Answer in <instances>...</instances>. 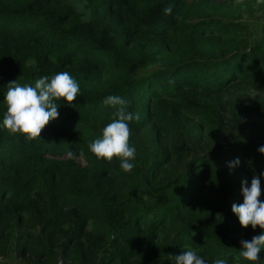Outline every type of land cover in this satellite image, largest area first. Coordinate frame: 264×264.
<instances>
[{"label": "trees", "instance_id": "obj_1", "mask_svg": "<svg viewBox=\"0 0 264 264\" xmlns=\"http://www.w3.org/2000/svg\"><path fill=\"white\" fill-rule=\"evenodd\" d=\"M257 1L86 0L83 23L67 0H0V264H173L187 248L248 264L240 242L261 230L231 208L264 172V23L250 36L234 14ZM60 71L76 101L40 138L10 135L8 83ZM109 95L140 116L130 173L87 147L113 119Z\"/></svg>", "mask_w": 264, "mask_h": 264}, {"label": "clouds", "instance_id": "obj_2", "mask_svg": "<svg viewBox=\"0 0 264 264\" xmlns=\"http://www.w3.org/2000/svg\"><path fill=\"white\" fill-rule=\"evenodd\" d=\"M72 6L80 14L83 23L91 20L86 0H72ZM172 11V5L163 9L166 16L171 15ZM79 92L78 82L67 71L43 76L34 84H22L17 79L9 82L3 99L6 112L2 126L10 135L19 134L29 141L40 138L45 127L58 118V105L61 102L72 105ZM103 103L114 108L113 119L102 128L99 136L88 144V150L97 160L111 162L113 158H117L120 169L130 173L135 167L133 161L136 158V149L129 143L132 135L130 124L139 121V113L130 111V102L118 95L107 96ZM258 152L264 156V146L259 147ZM67 157L73 158L74 154L68 150ZM238 165L239 159H236L227 167L232 169ZM261 178H264V172L259 176L253 175L250 186L246 180L242 181L243 202L239 205L233 204L231 208L242 229L250 226L253 230L256 228L261 230V233L253 236L251 240L240 242L239 256L248 264H261L259 253L264 248V201L260 199ZM171 258L173 264H205V260L192 248H187L180 255ZM214 264H227V261L217 259Z\"/></svg>", "mask_w": 264, "mask_h": 264}, {"label": "rangeland", "instance_id": "obj_3", "mask_svg": "<svg viewBox=\"0 0 264 264\" xmlns=\"http://www.w3.org/2000/svg\"><path fill=\"white\" fill-rule=\"evenodd\" d=\"M72 5V0H67ZM234 17L242 21L247 27V34L250 36H257L264 23V2L257 1V3H251L243 5L238 12L234 14ZM255 94L253 91L249 92V95ZM253 99L260 98L259 96H253ZM6 264H18L14 261V258H9ZM59 264H70L61 262Z\"/></svg>", "mask_w": 264, "mask_h": 264}]
</instances>
